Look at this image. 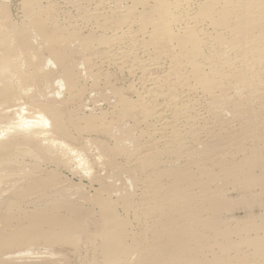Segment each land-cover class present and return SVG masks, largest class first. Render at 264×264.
<instances>
[{
    "label": "rangeland",
    "instance_id": "1",
    "mask_svg": "<svg viewBox=\"0 0 264 264\" xmlns=\"http://www.w3.org/2000/svg\"><path fill=\"white\" fill-rule=\"evenodd\" d=\"M140 1L0 0L1 33L14 26L16 31L28 28L30 22L26 16V7L33 5L36 15L42 14L41 18L47 20L44 19L49 27L57 28L63 36L72 38L68 41V49L79 54L74 55V61L71 62L76 85L70 91L66 87L57 88L60 69L56 64H46L45 60L51 52L38 37L32 39L31 48H19L21 50L17 52L20 53L16 52L19 58L15 57L18 63L15 62L20 67L15 74L11 72V76H14L7 75L10 71L5 73L10 79L8 82L15 85L13 89L18 96L0 106V144L12 146L15 142V147H31L34 153L50 145L53 155L49 158L42 156V160L37 161L31 155L18 156L11 159L13 163L10 161V164L0 167V221L2 217H8L7 221L3 219L0 222V234L4 236L9 231L13 232L12 229L16 230L18 224L28 228L37 217L43 218V221L46 219L44 224H39L42 225L41 231L45 232L43 238L6 249L1 246L0 264H104L101 237L106 220L103 218L102 207H108L107 204L109 210L115 213L114 216H118V220L126 221L123 244L131 246L134 251L138 246L154 258V250L157 257L156 247L150 245L153 236L163 229L178 235V243L183 248L181 257L175 259L164 256L161 263L152 264H198L203 260L214 264H264V255L258 257L254 246L255 241L264 236V82L256 88V85L250 88L253 93L259 91L263 95L262 99L256 98L261 100L246 103L245 98L248 99L250 94H245L247 89L243 88L246 90L241 89L243 101L240 103H226L228 106L225 103H219L220 106L212 103L201 86L190 77L187 63L181 59L178 66L179 61L173 59V55L177 54L175 46H171L168 53L166 50L158 53L146 45L151 26L147 25L144 32L140 21L148 13L145 11H149L155 2L144 0V4L143 0ZM166 1L172 4L169 5L176 17L180 14L175 24L172 23L173 32L180 34L187 26L211 32L205 23L195 24L189 19L188 22L185 17L194 11L198 0ZM32 35L35 36L34 33ZM224 36L228 38V35ZM200 38L202 54L206 57L200 58L198 63L202 62V70L209 73V62L206 61L212 49L207 45L209 41L205 40L206 37ZM27 49H31V52L28 53ZM24 50H27V54ZM226 51V56H231L227 58L231 60V71L234 67L238 69L241 66L239 51L229 48ZM30 57L35 60L32 61ZM227 59L223 60V64ZM34 62L35 65L32 64ZM250 67V74L258 69L257 66ZM176 69L181 71L180 74L188 83L184 82V78L183 81L178 79L174 73ZM226 70L231 72L229 67ZM185 74H188V79ZM17 77L21 79L18 81ZM157 86L165 96L160 94L161 98H149L148 91ZM226 91V98L231 99L236 95L231 89ZM218 93L217 88L213 96L220 98ZM243 93L247 97H243ZM123 101L129 104L125 111L121 105ZM254 102H257L256 105ZM169 106H177L182 112L178 120H175L177 124L173 120L176 118H170L169 121L173 120L170 122L172 125L167 127L168 130L164 128L166 131L163 129L166 134L163 136L162 127L166 120L158 122L152 117L148 119L145 110H167ZM50 107L59 109L60 114L57 110L56 113L60 117L63 115L60 119L65 120H62L66 125L65 133L55 136L49 133L46 137L48 141L39 136V145L25 139L23 143L21 136H18L19 131L13 129L18 114H26L27 122H34L39 109L50 111ZM45 111L44 115L50 121L51 113ZM255 114V122L248 121ZM86 122L92 123V126ZM41 140L44 141L41 143ZM167 140L174 142H170L171 146L169 143L175 149H171L173 152L164 151L166 146H162ZM10 141L12 144H9ZM59 143H63V146ZM254 153H257V160L253 157ZM37 154L41 156V150ZM76 154L86 160L87 169L84 166L82 169L76 167ZM150 156L158 161L155 167L146 168L144 160ZM249 158H252L251 161ZM167 171L180 173V178L169 173L166 175ZM154 177L158 178L160 187L154 183ZM260 178L262 183H257ZM174 185H177L175 192L180 190L186 196V203H179L175 198L177 196L173 197L171 190L174 191ZM160 192L162 197L167 195L169 205L176 199L172 205L166 206V215L157 214V209L154 212ZM123 196L127 197L126 201L130 204H125ZM54 217L60 220L55 219L57 225L51 220ZM66 221L73 224L71 232L75 242H65L59 238L62 234L60 224H66Z\"/></svg>",
    "mask_w": 264,
    "mask_h": 264
},
{
    "label": "bare ground",
    "instance_id": "2",
    "mask_svg": "<svg viewBox=\"0 0 264 264\" xmlns=\"http://www.w3.org/2000/svg\"><path fill=\"white\" fill-rule=\"evenodd\" d=\"M134 1V0H133ZM138 1V0H136ZM140 1V0H139ZM146 1V0H145ZM177 1V0H176ZM142 1H140L141 3ZM154 5L150 8V12L147 10L145 12H148L146 13V15H141L144 16L141 18V25L140 27H143V29H146V26L149 25L151 27H149L151 29V31H149V36H147V38L149 39L148 41V44H147V41L146 42V45L150 46V48L152 47V49H154V51H158V53H160L159 51H164L166 50L167 53L170 49L171 46H175L177 48V54L174 56L173 55V59L175 60V62H178L179 60L181 61V59H183L187 65L190 67V70H189V75L190 77L197 83L201 86L202 90L205 92L206 96L209 97V99L212 101V103H216V104H226V103H240L241 101H243V98H242V92L243 90H246L247 94L248 93L250 94V97L248 96V99L245 98L246 100V103L248 101V103L250 101H255L256 98H261L263 95L259 94L258 92L259 91H255V93H253L252 87H254L255 85V88L258 86V84L260 83H263L264 82V0H198L197 4H196V7H194V11L187 17V21L188 19L190 20V22H193L195 24H199V23H205L207 26L206 27H209V29L211 30V32L208 33L205 31H203L201 28H196V26H194L193 28L192 27H188L183 29V32L182 33H175L173 32L174 30H172V26L175 24V21H177L178 19V15L176 17V15H174V12L171 11V6L172 4L168 3L166 0H154ZM190 2V1H189ZM136 3V2H135ZM139 2H137L138 4ZM143 3H144V0H143ZM176 3V2H175ZM180 3V2H178ZM183 3V1H182ZM142 4V3H141ZM145 4V3H144ZM170 4V5H169ZM178 5V4H177ZM194 5V4H193ZM136 6V4H135ZM135 6L133 8H135ZM140 6V5H139ZM179 7V6H177ZM176 7V9H177ZM174 10V8H172ZM179 9V8H178ZM28 10V11H27ZM193 10V9H192ZM26 11H27V17L29 19V26L28 29L27 27L22 28L23 30H19V31H16L15 30V26L13 28H7L5 31L8 30V32H3L1 33L0 32V106L1 105H5L7 103H9L10 101L14 100V98H16L18 96L16 90L15 89V85H12L10 84L8 81H10V79H8L7 77L9 76L10 74V77L14 76L12 75L11 76V72L12 74L16 72L17 68L20 67L18 66L17 67V61H16V52L18 50H21L19 48H31V41H33L35 39V37H38L41 39L42 43L43 44H46L47 45V48H49V52H51V55L49 56L48 59L45 60L46 64H52V65H57L60 69V76L59 77V81H58V86L57 88L59 89H62L64 87H66L69 91L74 89L75 88V85H76V77H75V74H73L72 72V65H71V62H72V58L74 57V55L76 56V54H78V52L76 53V51H72L69 48L70 44L68 41H70V37H65L63 36L59 30L56 28H51L49 27V24H47V20L45 21L44 19L41 18V15L42 14H38L36 15V12H35V9L33 8V5H29L26 7ZM175 11V10H174ZM143 12V13H145ZM185 13V12H184ZM94 14V13H93ZM45 17V16H44ZM110 17V16H109ZM123 17V16H122ZM184 17V16H183ZM47 18V17H46ZM121 18V17H120ZM125 18V17H124ZM123 19V18H122ZM180 19V18H179ZM140 20V19H139ZM138 20V21H139ZM183 20V19H182ZM181 20V21H182ZM118 22V21H117ZM122 22V20H121ZM189 22V21H188ZM172 23H174L172 25ZM186 23V22H185ZM192 23V24H193ZM4 24V23H3ZM103 24V23H102ZM140 24V23H139ZM179 24V23H178ZM204 24V25H205ZM10 25V24H9ZM12 25V24H11ZM104 25V24H103ZM177 25V24H176ZM188 25V24H187ZM201 26L203 24H200ZM199 25V26H200ZM1 26V25H0ZM102 26V25H101ZM12 27V26H11ZM145 27V28H144ZM174 27V26H173ZM4 28V27H3ZM1 29V28H0ZM10 29V31H9ZM141 29V28H140ZM208 29V28H207ZM176 30V29H175ZM2 31V29H1ZM14 31H16L14 33ZM144 31V30H143ZM19 32V33H17ZM32 32V33H31ZM145 32V31H144ZM14 33V34H13ZM35 34L32 35L33 37H31V34ZM137 33V32H136ZM143 33V32H142ZM13 34V36L11 37V35ZM224 34H226V36L228 35V38H225ZM121 35V34H120ZM206 37L205 40H208L209 41V44L207 45H210V49L211 50V55L207 56V63L209 64V73L207 72H204L202 70V66H201V63H198L199 59L201 58H205L203 57V54H202V40H201V37ZM116 37V36H115ZM123 37V36H122ZM146 38V37H145ZM33 39V40H32ZM104 39V38H103ZM204 39V38H203ZM86 42H88L87 40H85ZM85 41L83 43H85ZM102 41V40H101ZM207 41V42H208ZM144 42V43H145ZM206 42V41H205ZM204 42V43H205ZM103 43V42H102ZM101 43V44H102ZM106 43V42H105ZM69 44V45H67ZM113 44V43H112ZM86 47H87V44H85ZM85 45L83 46V49L85 47ZM144 45V44H143ZM204 45V44H203ZM13 46H15L16 48H13ZM145 46V45H144ZM206 47V46H205ZM173 48V47H172ZM209 48V46H208ZM226 48H229L232 49V50H236V51H239V54L240 55V63H241V66L237 69V68H233L232 71H231V65L229 63V61L231 60H228L230 57L226 56ZM34 49V48H33ZM86 49V48H85ZM28 50V53L31 49H27ZM27 50H24L25 53ZM173 50V49H172ZM209 50V49H208ZM207 50V51H208ZM209 50V51H210ZM82 51V50H81ZM85 51V50H84ZM174 51V50H173ZM204 51V50H203ZM31 52V51H30ZM17 53H20L17 52ZM23 53V52H22ZM21 53V54H22ZM166 53V52H165ZM238 53V52H237ZM27 54V53H26ZM230 54V52H229ZM79 55V54H78ZM208 55V54H207ZM234 55V54H233ZM172 56V55H171ZM16 57V58H15ZM34 57V56H33ZM19 58V56H18ZM31 58V57H30ZM156 58V57H155ZM228 58V59H227ZM233 58V56H232ZM236 58V57H235ZM238 58V57H237ZM172 59V60H173ZM224 59H227L228 62L226 63V61L224 62L223 64V60ZM31 60H35L34 58H31ZM233 60V59H232ZM17 63H16V62ZM30 61V60H29ZM74 61V60H73ZM180 61L178 62V66H179V63ZM204 61V60H203ZM239 61V60H238ZM31 62V61H30ZM173 62V63H175ZM236 62V61H235ZM222 63V64H221ZM239 63V62H238ZM33 65H35V62L32 63ZM159 64V63H158ZM234 64V63H233ZM40 65V64H39ZM152 65V64H151ZM176 65V64H175ZM185 65V63H184ZM203 65V64H202ZM238 65V64H237ZM173 66V65H172ZM206 66V65H205ZM252 67V66H257L258 69L254 72H252L250 74V69L248 70L249 67ZM230 68L229 71L231 72H228L226 70V68ZM250 67V68H251ZM178 69L180 67H177ZM205 67H203L204 69ZM41 69V68H40ZM148 69V68H147ZM176 69L175 70V75L178 77V79L182 80V78H184V82L185 83H188L187 79H188V74L185 76H187L186 80L185 81V77H182V74L181 71L178 72L179 70ZM187 69V67H186ZM224 69L226 71H224ZM20 70V69H19ZM37 70H39L37 68ZM165 70V69H164ZM10 71V72H9ZM40 71V70H39ZM6 72H9L6 76ZM18 72V71H17ZM154 72V71H153ZM20 73V72H18ZM156 73V72H155ZM180 74V76H179ZM20 75V74H19ZM161 75V74H160ZM163 75V74H162ZM168 75V74H167ZM174 75V74H172ZM18 76V74L16 75ZM22 77V76H21ZM175 77V76H174ZM189 77V78H190ZM19 78V77H17ZM159 78V77H158ZM164 78V77H163ZM219 78V79H218ZM8 79V80H7ZM21 78L17 79L18 81L20 80ZM155 79V78H154ZM177 79V78H176ZM190 79V81L192 80ZM165 80V79H164ZM173 80V79H172ZM14 81V80H13ZM152 81V80H151ZM166 81V80H165ZM176 81V80H175ZM183 81V80H182ZM193 81V84H196L194 83ZM162 82V81H161ZM180 82V81H178ZM15 83V82H14ZM20 83V82H19ZM160 84V83H159ZM164 84V83H163ZM184 84V83H183ZM259 84V85H260ZM17 85V83H16ZM19 85V84H18ZM167 85V84H166ZM198 85V86H199ZM186 86V85H185ZM264 86V85H263ZM14 87V89H13ZM152 87V86H151ZM160 87V85H159ZM167 87V86H166ZM173 87V86H172ZM189 87V86H188ZM187 87V88H188ZM195 87V86H193ZM192 87V89H193ZM163 88V87H162ZM165 88V87H164ZM163 88V89H164ZM171 88V86H170ZM169 88V89H170ZM179 88V87H178ZM190 88V87H189ZM219 89V93L220 95L218 97L220 98H217L216 96L214 97L213 96V92L215 89ZM243 88H246V89H243ZM254 88V90H256ZM262 88V87H261ZM153 89V88H152ZM158 86L157 88L155 89L154 87V90H150L148 91V96L149 98H161V95L163 93H160V91L158 90ZM172 89V88H171ZM195 89V88H194ZM228 89H231V91L233 93H236V95L234 96V98L230 99V98H226V93L228 91ZM243 89V90H241ZM260 89V88H259ZM264 89V88H263ZM262 89V91H263ZM20 90V89H19ZM199 90V89H198ZM201 90V89H200ZM258 90V89H257ZM169 91V90H168ZM167 91V92H168ZM226 91V93H225ZM261 91V90H260ZM261 91V92H262ZM58 92V91H57ZM56 92V94H58ZM162 92V91H161ZM230 92V91H229ZM166 93V92H165ZM169 93V92H168ZM174 93V92H173ZM216 93V92H215ZM214 93V95H216ZM218 93V94H219ZM77 94V93H76ZM161 94V95H160ZM172 94V92L169 93V95ZM225 94V95H224ZM244 94V93H243ZM243 95L246 96V95ZM165 96V94H163ZM162 95V96H163ZM166 95H168L166 93ZM173 95V94H172ZM171 95V96H172ZM232 95V94H231ZM144 96V95H143ZM228 97V96H227ZM247 97V96H246ZM147 98V97H146ZM167 98V97H166ZM174 98V97H173ZM264 98V96L262 97ZM261 98V99H262ZM151 99V100H152ZM261 99H257L256 101L258 100H261ZM168 100H171L168 99ZM205 101V100H204ZM209 101V100H208ZM176 102V101H175ZM262 102V101H261ZM157 103V102H156ZM169 103V102H168ZM172 103V102H171ZM174 103V102H173ZM208 103V102H207ZM231 103V105H232ZM245 103V102H244ZM255 103V102H254ZM257 103V102H256ZM255 103V105H256ZM264 103V102H263ZM39 104V103H38ZM262 104V103H261ZM13 105V104H12ZM121 105L123 106L124 110L125 111L128 107H129V104L125 101H123L121 103ZM227 105V104H226ZM230 105V106H231ZM241 105V104H239ZM243 105V104H242ZM247 105V104H246ZM45 106V105H44ZM151 106V105H150ZM167 106V105H166ZM181 106V105H180ZM217 106V105H216ZM220 106V104H219ZM228 106V105H227ZM248 106V105H247ZM250 106V105H249ZM2 107V106H1ZM43 107V106H42ZM170 107V106H169ZM185 107V106H184ZM183 107V108H184ZM232 107V106H231ZM239 107V106H238ZM237 107V108H238ZM257 107V106H256ZM14 108V107H13ZM47 108V107H46ZM51 110L48 111L46 110L48 113L50 112L51 115H49L51 117L50 121L47 117H45L44 115V111H40L38 110V112H36V114L38 115V117L36 118V120L34 122H27V116H25L23 113L22 114H18L17 116V122L16 124L13 123V129L15 130H18V136L23 140H28L30 142H37L39 136H43L46 137L48 136L47 134L49 133H52L53 135L54 134H63L65 133V124L62 120L64 119H60V113H59V109L57 110V108L54 110V108L52 109V107H50ZM152 108V107H151ZM162 108V107H161ZM182 108V109H183ZM263 108V107H262ZM1 109V108H0ZM234 109V108H232ZM236 109V108H235ZM242 109V108H241ZM245 109V108H244ZM2 110V109H1ZM9 110V109H8ZM22 110V109H21ZM32 110V109H31ZM53 110V111H52ZM56 110L58 111L59 114L56 113ZM184 110V109H183ZM260 110L262 111V109L260 108ZM28 111V110H27ZM45 111V112H46ZM122 111V113H124ZM186 111V110H185ZM242 111V110H241ZM240 111V112H241ZM247 111V110H246ZM259 111V110H257ZM14 112V111H13ZM25 112V111H24ZM182 110L177 107V106H173V107H170L168 108L167 110H158L157 108H153L151 110L149 109H146L145 110V116L148 117H152L154 118L155 120H158L159 121H164L166 120V122L163 124V127H162V132L163 134L165 133L164 132V128L167 129L168 126H170V124L172 125V122L174 120V122H176L178 120V116H181V113ZM236 112V111H235ZM254 112V111H253ZM256 112V111H255ZM260 112V111H259ZM46 113V114H48ZM63 113V112H62ZM184 114V113H183ZM237 114V113H236ZM247 114V113H246ZM245 114V115H246ZM254 114V113H253ZM262 114V113H261ZM2 115V114H1ZM5 115V114H4ZM34 115V114H33ZM185 115V114H184ZM234 115V114H233ZM171 117H174L176 119H173L172 121H169ZM178 117V118H177ZM241 117H242V114H241ZM255 117H256V114L255 116H250L248 119V121L250 120L251 122H255ZM259 117V116H258ZM59 118V119H58ZM65 118V117H64ZM70 118V117H69ZM243 118V117H242ZM151 119V118H150ZM181 119V118H180ZM246 119V118H245ZM258 119V118H257ZM30 120V119H29ZM70 120V119H68ZM176 120V121H175ZM33 121V120H32ZM65 121V120H64ZM88 121H90L88 119ZM154 121V120H153ZM173 122V123H174ZM157 123V122H156ZM249 124V122H247ZM86 124H89L92 126V123H87ZM177 124V122L175 123ZM253 124V123H252ZM160 125V124H159ZM174 125V124H173ZM250 125V124H249ZM258 125V124H257ZM87 126V125H86ZM176 126V125H174ZM174 126L172 128H174ZM250 127V126H249ZM7 128V127H6ZM10 128V127H9ZM8 128V129H9ZM12 128V127H11ZM47 128H49L48 130L50 131H47ZM251 128V127H250ZM164 129V130H163ZM169 129V128H168ZM167 129V130H168ZM176 129V127H175ZM166 131V130H165ZM172 131V129H171ZM170 131V132H171ZM179 131V130H178ZM174 132V131H172ZM176 132V130H175ZM174 132V133H175ZM157 133V132H156ZM248 133V132H247ZM250 133V132H249ZM160 134V133H159ZM180 134V132H178V135ZM166 134H164L163 136H165ZM177 135V133H176ZM55 136V135H54ZM171 136V134H170ZM247 136V135H246ZM249 136V135H248ZM169 137V136H168ZM251 137V136H250ZM53 137H51L52 139ZM163 138V137H161ZM175 138V137H174ZM9 139V138H8ZM12 139V138H11ZM10 139V140H11ZM16 139V138H14ZM20 139V141H22ZM50 139V140H51ZM173 139V137H172ZM47 140V139H46ZM49 140V139H48ZM47 140V141H48ZM56 140V139H55ZM4 141V140H3ZM2 141V142H3ZM7 141V140H6ZM9 141V140H8ZM13 142L15 140H12ZM12 141L9 142V144H12ZM26 141V142H28ZM44 140H41L40 142L42 143ZM166 141V140H165ZM168 142L162 146L163 148L166 146V152H173L174 150L170 147L171 146V143L172 140H167ZM176 141V140H175ZM182 141V140H181ZM180 141V142H181ZM5 142V141H4ZM29 142V143H30ZM51 144H53V140L50 141ZM177 142V141H176ZM15 143V142H14ZM14 143L11 145H6L4 143H1L0 144V167L4 166V165H8L10 164V161L11 159H15L17 158L18 156H26V155H31L32 158H35V161L37 160H42V158H49V156L52 157L53 155V148H51L50 145H47L45 148H40L39 150H36V152L34 153V150H31L29 147V149H24V148H18V147H15L14 146ZM19 143V141H18ZM21 143V142H20ZM23 143H24V140H23ZM38 143V142H37ZM40 143V144H41ZM169 143H170V146H169ZM174 143V142H172ZM179 143V142H178ZM60 144V143H59ZM58 144V145H59ZM21 145V144H20ZM23 145V144H22ZM21 145V146H22ZM26 145V144H25ZM39 145V143H38ZM63 146V143L60 144V146ZM178 145V144H177ZM177 145L175 146L177 148ZM17 146V145H16ZM30 146V145H28ZM32 146V144H31ZM57 146V144H56ZM55 146V147H56ZM61 146V147H62ZM168 146V147H167ZM27 147V146H26ZM35 147V146H34ZM39 147V146H37ZM65 147V145H64ZM174 147V146H172ZM58 148V147H57ZM163 148H161L163 150ZM171 149L173 151H171ZM222 149V148H220ZM41 150V153L42 155L40 156V154H37V152L39 153V151ZM69 150V149H68ZM117 150V149H116ZM115 150V151H116ZM160 150V148H159ZM177 150V149H176ZM65 151V150H64ZM72 151V150H71ZM156 151V150H155ZM161 151V150H160ZM159 151V152H160ZM163 151V152H164ZM178 151V150H177ZM222 151V150H221ZM257 150H255L256 152ZM56 152V151H55ZM67 152V151H66ZM162 152V151H161ZM160 152V153H161ZM162 152V153H163ZM78 153V152H77ZM253 153V152H252ZM259 153V151L257 152ZM257 153H254V156L257 160V157L255 156V154L257 155ZM68 154V153H66ZM157 154V153H156ZM159 154V153H158ZM172 154V153H171ZM260 154V153H259ZM38 155V156H37ZM113 155V154H112ZM119 155V154H118ZM253 155V154H252ZM251 155V157H252ZM43 156V157H42ZM152 156V155H151ZM150 158L148 157V159H145L144 161V165H146L145 167H155L157 164V161H156V158L153 156ZM158 156V155H156ZM260 156V155H258ZM63 157V155H62ZM81 155L79 156V154H76V157L74 158L76 161V167H81L82 169V166H84L85 168L87 167L86 165V160L85 159H81L80 158ZM110 157V156H109ZM261 157V156H260ZM258 157V158H260ZM28 158V157H27ZM31 158V157H30ZM31 158V159H32ZM61 158V157H60ZM59 158V159H60ZM65 158V157H64ZM111 158V157H110ZM248 158V157H247ZM255 158H253L255 160ZM12 159V160H13ZM57 159V158H56ZM66 159V158H65ZM70 159V158H69ZM246 159V158H245ZM250 161L252 158H249ZM48 160H51V159H48ZM47 160V161H48ZM111 160V159H110ZM53 161V160H52ZM51 161V162H52ZM60 161V160H59ZM249 161V160H248ZM253 161V160H252ZM12 162V161H11ZM20 162V161H19ZM39 162V161H38ZM54 162V161H53ZM56 162V161H55ZM66 162H69L68 160ZM65 162V163H66ZM86 162V163H85ZM107 162V161H106ZM110 162V161H109ZM112 162V161H111ZM247 161H245L246 163ZM254 162V161H253ZM13 163V162H12ZM60 163V162H59ZM42 164V163H41ZM48 164V162H47ZM55 164V163H54ZM57 164V163H56ZM62 164V163H61ZM68 164V163H67ZM249 163L245 164L246 166L248 165ZM252 164V163H251ZM34 165V164H33ZM112 165V163H111ZM143 165V166H144ZM159 165V164H158ZM253 165V164H252ZM14 166V165H13ZM56 166V165H55ZM110 166V165H109ZM142 166V165H141ZM7 168V167H6ZM22 168V167H21ZM37 168V167H36ZM3 169V168H2ZM10 169V168H9ZM14 169V168H13ZM35 169V168H34ZM84 169V168H83ZM87 169V168H86ZM149 169V168H148ZM153 169V168H152ZM18 170V169H17ZM31 170V169H30ZM33 170V169H32ZM49 170V169H48ZM85 170V169H84ZM89 170V169H88ZM5 171V168L4 170ZM35 171V170H34ZM83 171V170H82ZM156 171V170H155ZM163 171V170H162ZM87 172V171H86ZM19 173V172H18ZM24 173V172H23ZM26 173V172H25ZM52 173V172H51ZM160 173H162L160 171ZM159 173V174H160ZM166 173V172H164ZM163 173V174H164ZM168 171L166 173V175H168ZM6 174V173H5ZM158 174V173H157ZM171 176H174L176 178H180V173L178 172H170L169 173ZM169 175V176H170ZM4 176V175H3ZM28 176V175H27ZM31 176V175H30ZM52 176V174H51ZM56 176V175H55ZM154 176V175H153ZM158 176V175H157ZM163 176V175H162ZM165 176V175H164ZM9 177V176H8ZM156 177V176H155ZM154 177V178H155ZM159 177V176H158ZM189 177V176H188ZM187 177V178H188ZM31 178V177H30ZM41 178V177H40ZM153 178V177H152ZM160 178V177H159ZM264 178V177H262ZM4 179V177H3ZM23 179V178H22ZM47 179V178H46ZM26 180V178H25ZM35 180V179H33ZM32 180V181H33ZM153 180V179H152ZM151 180V182H152ZM264 180V179H263ZM262 180V181H263ZM37 181V180H36ZM40 181V180H39ZM45 181V180H43ZM48 181V180H47ZM150 181V180H149ZM159 181L158 178H155L154 179V183H158V186H159ZM261 181V178L259 179V182L257 183H260ZM261 181V183H262ZM38 182V181H37ZM42 182V181H41ZM50 182V181H49ZM161 182V181H160ZM150 183V182H149ZM39 184V183H38ZM38 184H35L36 186H38ZM48 184V183H47ZM42 185L41 183L39 184V186ZM46 185V184H45ZM50 185V184H49ZM149 185V184H148ZM153 185V184H152ZM157 185V184H155ZM48 186V185H47ZM175 186V189L174 191L171 190V192H173L172 194L174 195L173 197L177 198L179 203H183L185 202L186 203V196L183 194V192L179 190L176 191V186L177 185H174ZM153 187V186H152ZM157 187V186H156ZM160 187V186H159ZM158 188V187H157ZM30 189V188H29ZM45 189V188H44ZM179 189V188H177ZM156 190V189H155ZM162 190V189H161ZM46 193V192H45ZM169 194V193H168ZM170 196V195H168ZM124 197V202L125 204L127 203L125 196ZM159 200L157 202V205L154 207V212H156L155 210L157 209V214H160V215H163L165 213V208L166 206H170L172 205L176 199H174L175 201H173L172 204H168V197L167 195H164L162 197L161 195V192L159 194ZM121 199V198H120ZM172 199V197H171ZM170 199V200H171ZM173 200V199H172ZM53 201V200H52ZM55 201V200H54ZM122 201V200H121ZM100 202V201H99ZM98 202V203H99ZM102 203V202H101ZM104 203V202H103ZM156 203V202H155ZM97 204V203H96ZM107 204V203H106ZM124 204V203H123ZM127 204H130L129 202ZM126 204V205H127ZM105 205V203L103 204ZM102 205V206H103ZM54 206V205H53ZM60 206V205H59ZM98 206V205H97ZM101 206V207H102ZM107 206L109 207V205L107 204ZM124 206V205H123ZM132 206V205H131ZM153 206V205H152ZM55 207V206H54ZM100 207V206H99ZM100 207V208H101ZM102 207V212H103V215H104V219L106 220V226L105 228L103 229L102 231V244H101V253L103 255V262L104 264H152V263H155V262H159L161 263V259L164 257V256H167V257H171V258H180L181 255H182V252H183V248L182 246L178 243V235L174 232H167V231H163L161 230L159 233L154 235L153 238H152V241H151V246L152 248L153 247H156V255L157 257L155 256V253H154V250H153V255H154V258H151L146 252L142 251L138 246H133L135 247V250L134 251L131 246H127L126 244L124 245L123 244V238H124V234L126 233L125 232V226L127 225L126 221H123V220H118L116 216H114V212L112 213V211H110V207ZM125 207V206H124ZM128 207V206H126ZM149 208V207H148ZM114 209V208H113ZM111 208V210H113ZM127 209V208H125ZM58 210V209H57ZM151 210V209H150ZM73 213L77 214L78 212L76 210H71ZM9 213V212H8ZM150 213V211H149ZM7 214V213H6ZM154 214V213H152ZM77 215H82L81 214H77ZM34 216V215H33ZM11 217V216H9ZM46 217V216H45ZM1 218V217H0ZM53 218V217H52ZM5 219V221H7L8 217L6 218H3L2 217V220ZM50 219V218H47V220ZM55 218L54 219H51L53 221H55ZM2 220L0 221L2 223ZM32 220V219H31ZM30 220V221H31ZM46 220V219H45ZM44 220V221H45ZM50 220V221H51ZM4 221V220H3ZM44 221H43V218L41 217H37L33 222L32 224L30 223L29 227H25V225H20L18 224L16 226V230L15 229H12L13 232L9 231L8 233L10 234H6L3 236V234L1 233L0 234V249L2 247H9V246H18V245H24V244H30L32 242H34V240L36 241V239H40V238H43L44 236V233L45 232H42L41 231V228L40 226L42 225H39L41 224V222H43L44 224ZM56 221H60V220H56ZM56 225L58 222H56ZM46 222V221H45ZM52 222V221H51ZM53 223V222H52ZM55 223H53L55 225ZM61 223V222H60ZM63 224H60L61 225V230L62 231L61 233V236L59 237L60 239H62L63 241L65 242H75L74 241V235L73 232H71V230L73 229V224L71 223H67L66 221V224L64 222H62ZM46 224V223H45ZM27 225V226H28ZM48 225V224H47ZM55 225V226H56ZM59 225V224H58ZM22 226H24L22 228ZM159 226V225H158ZM157 226V227H158ZM18 227V228H17ZM58 227V226H56ZM59 228V227H58ZM60 229V228H59ZM161 229V228H160ZM159 229V230H160ZM1 232V231H0ZM46 236V235H45ZM59 236V235H58ZM57 239H59L57 236H56ZM59 239V240H60ZM132 245V244H131ZM2 246V247H1ZM255 251H256V254L257 256L261 257L264 255V236L261 237L260 239L256 240L255 241ZM131 256L133 258H131ZM262 259V258H261ZM258 260V259H257ZM261 263V262H260ZM198 264H214L212 262H209V261H200L198 262Z\"/></svg>",
    "mask_w": 264,
    "mask_h": 264
}]
</instances>
